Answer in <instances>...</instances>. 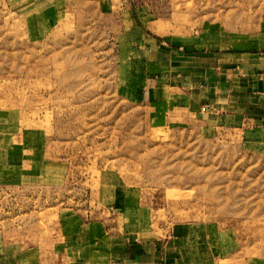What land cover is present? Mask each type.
Segmentation results:
<instances>
[{
  "label": "rangeland",
  "instance_id": "obj_1",
  "mask_svg": "<svg viewBox=\"0 0 264 264\" xmlns=\"http://www.w3.org/2000/svg\"><path fill=\"white\" fill-rule=\"evenodd\" d=\"M263 41L264 0H0V264L119 239L264 264V130L195 102L207 60Z\"/></svg>",
  "mask_w": 264,
  "mask_h": 264
},
{
  "label": "crops",
  "instance_id": "obj_2",
  "mask_svg": "<svg viewBox=\"0 0 264 264\" xmlns=\"http://www.w3.org/2000/svg\"><path fill=\"white\" fill-rule=\"evenodd\" d=\"M259 45L251 50L207 60L209 62L203 67L204 81L199 86L203 88V96L199 93L195 102L220 111L234 110L237 117L251 118L255 127L264 130V41ZM176 88L170 83L159 84L158 79L149 80L145 82L142 95L151 102L162 103L171 100V90L181 92L182 88ZM4 163L9 165L14 161L0 159V167ZM119 240L109 246L108 257L76 259L91 264H222L217 259L182 253L169 241Z\"/></svg>",
  "mask_w": 264,
  "mask_h": 264
}]
</instances>
